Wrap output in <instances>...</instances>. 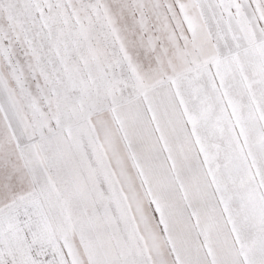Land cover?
Instances as JSON below:
<instances>
[{"label": "snow or ice", "instance_id": "snow-or-ice-1", "mask_svg": "<svg viewBox=\"0 0 264 264\" xmlns=\"http://www.w3.org/2000/svg\"><path fill=\"white\" fill-rule=\"evenodd\" d=\"M0 264H264V0H0Z\"/></svg>", "mask_w": 264, "mask_h": 264}]
</instances>
